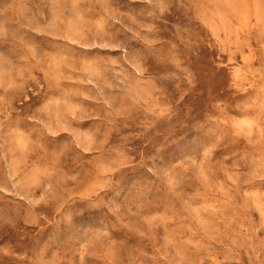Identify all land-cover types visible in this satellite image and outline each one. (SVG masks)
Here are the masks:
<instances>
[{"label": "rangeland", "instance_id": "374dc122", "mask_svg": "<svg viewBox=\"0 0 264 264\" xmlns=\"http://www.w3.org/2000/svg\"><path fill=\"white\" fill-rule=\"evenodd\" d=\"M0 264H264V0H0Z\"/></svg>", "mask_w": 264, "mask_h": 264}]
</instances>
